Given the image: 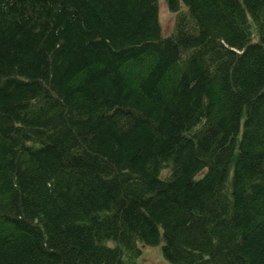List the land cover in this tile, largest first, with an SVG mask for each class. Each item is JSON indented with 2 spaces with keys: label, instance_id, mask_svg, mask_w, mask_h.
<instances>
[{
  "label": "trees",
  "instance_id": "obj_1",
  "mask_svg": "<svg viewBox=\"0 0 264 264\" xmlns=\"http://www.w3.org/2000/svg\"><path fill=\"white\" fill-rule=\"evenodd\" d=\"M164 1L0 0V264H264V0Z\"/></svg>",
  "mask_w": 264,
  "mask_h": 264
},
{
  "label": "rangeland",
  "instance_id": "obj_2",
  "mask_svg": "<svg viewBox=\"0 0 264 264\" xmlns=\"http://www.w3.org/2000/svg\"><path fill=\"white\" fill-rule=\"evenodd\" d=\"M160 1V22L162 24V30L164 36H169L172 34L175 26V22L177 19V15L172 14L165 5H167L166 1ZM164 242L158 246L150 247V246H143L141 248V256H140V263L144 264H170L165 256L163 251Z\"/></svg>",
  "mask_w": 264,
  "mask_h": 264
}]
</instances>
